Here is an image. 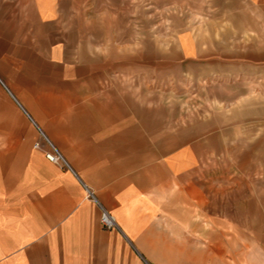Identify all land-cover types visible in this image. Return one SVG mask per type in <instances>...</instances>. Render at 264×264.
<instances>
[{
  "label": "rangeland",
  "instance_id": "obj_1",
  "mask_svg": "<svg viewBox=\"0 0 264 264\" xmlns=\"http://www.w3.org/2000/svg\"><path fill=\"white\" fill-rule=\"evenodd\" d=\"M39 1L0 0V144L59 151L13 95L39 124L135 128L134 149L106 148L158 193L162 216L179 218L182 203L168 264H264V72L199 79L181 65L192 19L178 0H55L49 17Z\"/></svg>",
  "mask_w": 264,
  "mask_h": 264
},
{
  "label": "crops",
  "instance_id": "obj_2",
  "mask_svg": "<svg viewBox=\"0 0 264 264\" xmlns=\"http://www.w3.org/2000/svg\"><path fill=\"white\" fill-rule=\"evenodd\" d=\"M40 1V15L49 17L55 0ZM178 2L192 19L178 38L181 65L191 66L199 79L210 71L227 81L234 76L260 80L264 0ZM247 33L255 37L241 38ZM12 97L39 129L49 130L41 132L59 149L65 165L31 148L28 137L23 145L18 139L0 144V264H168L170 224L179 226L182 242V203L176 208L179 218L162 216L167 207L158 193L143 184L129 160L113 157L106 148L134 149L135 128L98 134L100 140L60 123L39 124ZM102 209L114 216L117 227L102 225Z\"/></svg>",
  "mask_w": 264,
  "mask_h": 264
},
{
  "label": "built area",
  "instance_id": "obj_3",
  "mask_svg": "<svg viewBox=\"0 0 264 264\" xmlns=\"http://www.w3.org/2000/svg\"><path fill=\"white\" fill-rule=\"evenodd\" d=\"M52 152H50L47 157L49 158V160L51 161H58V160H63L64 158L63 156L60 154V152L54 147ZM100 221L102 223V225L106 228H115L117 227L116 222H115V218L113 215H111L110 213H108L105 209H102L101 212V216H100Z\"/></svg>",
  "mask_w": 264,
  "mask_h": 264
}]
</instances>
